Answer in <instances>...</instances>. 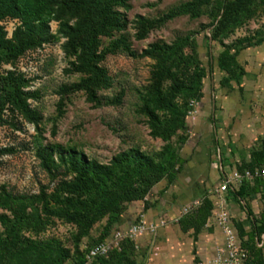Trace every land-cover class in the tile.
Segmentation results:
<instances>
[{
	"label": "rangeland",
	"instance_id": "obj_1",
	"mask_svg": "<svg viewBox=\"0 0 264 264\" xmlns=\"http://www.w3.org/2000/svg\"><path fill=\"white\" fill-rule=\"evenodd\" d=\"M78 1L43 0L41 18L25 24L14 0H0V76L8 77L11 91L0 100V237L13 220V202L22 203L27 222L19 225L17 250L2 264H124L115 257L85 258L90 246L106 239L143 264L152 240L160 239L156 228L174 220H144L142 200H136L122 202L119 213L78 225L74 210L83 212L94 199L93 168L119 166L114 176L121 180V166L141 160L165 171L167 145L178 157L201 146L213 160L207 194L217 180V156L229 166L244 158L231 150V125L246 122L264 136V43L238 51L235 61L246 73L229 86L219 84L224 73L215 65L222 45L238 47L264 35V5L224 31L211 22L206 6L196 15L175 13L191 0H113L94 36L100 77L89 98L82 86L88 75L78 69ZM184 36L194 41L198 63L170 61L161 67V56ZM6 40L24 47L13 54ZM193 90L199 96L190 97ZM174 108L185 111L184 127L166 139L153 136L147 112L163 120ZM195 116L200 127H194ZM215 126L222 136L212 133ZM247 193L241 190L247 212L235 219L244 230L258 225L253 217L262 208L260 198ZM158 196L150 188L143 199L151 203ZM193 206L183 205L179 213ZM136 225L144 229L132 231ZM26 245L34 249L24 250ZM256 246L264 257V236Z\"/></svg>",
	"mask_w": 264,
	"mask_h": 264
},
{
	"label": "trees",
	"instance_id": "obj_2",
	"mask_svg": "<svg viewBox=\"0 0 264 264\" xmlns=\"http://www.w3.org/2000/svg\"><path fill=\"white\" fill-rule=\"evenodd\" d=\"M113 0H79L75 6L82 12V18L76 30L75 42L79 49V64L78 69L82 73L88 75L87 81L82 85L84 91L89 98L93 97L92 87L96 85L100 70L97 63V55L94 53V36L106 23L105 10ZM15 14L27 24L37 21L41 18L44 10L43 0H14ZM264 0H191L178 8L175 13H189L196 15L200 11L201 6L207 7V12L211 22L218 29L227 30L236 24L240 23L245 17L251 15L257 7L263 6ZM0 41L2 38L0 36ZM264 42V35L257 36L253 40H246L238 47L230 45H222V48L215 55V65L218 70L224 74L219 79L221 86H229L230 80L238 81L239 77L244 73V70L235 61V56L239 50L258 45ZM28 45V44H26ZM20 43L12 44L10 40H6V50L13 54L18 53L23 49ZM161 67H167L170 61L183 63L186 61H194L198 63L196 46L194 41L189 36H184L178 40L176 44L167 49L166 55L161 56ZM167 63V64H166ZM166 64V65H165ZM199 70L203 72L202 66ZM10 81L8 77L0 76V100L8 99L11 95L9 90ZM240 90V86L238 87ZM190 97H197L199 93L193 90L189 94ZM148 125L153 136L161 139L170 137L176 130L184 127L186 113L177 108L172 109L171 115L163 120L157 119L151 111L147 112ZM168 153L166 160V170L162 171L146 160H141L133 163L131 166L123 164L121 166V180L115 178L114 173L118 169L116 165L110 168L97 167L93 168L97 183L90 188V196L92 199L88 204L83 206V212H73V218L78 225H87L96 218L105 214H116L121 210L122 202H133L142 200V208L148 207L143 197L150 188L160 181L165 179L166 185L170 184L176 173L181 169L184 160L175 153L170 145L165 146ZM2 150H0V153ZM250 164L264 163V139L260 141V148L250 152ZM174 167V168H173ZM173 168V170H171ZM116 179V180H115ZM71 207H76V202H69ZM73 207V208H74ZM13 220L8 223L5 234L0 237V264L10 257L18 248V228L19 225L27 223L23 212L22 203L13 202ZM211 203L207 199L206 194H203L201 199L193 209L181 214L176 223L181 231L188 229L192 230L193 240L196 233L203 226L206 217L209 215ZM264 214L261 215L259 224L254 227L255 232L260 233L264 230ZM239 235H243L242 229L238 228ZM106 234V229L102 235ZM243 247L248 252V260L245 264H264L260 249L252 242V233L248 232L246 240L242 242ZM34 249L31 245H26L24 250ZM118 249H112L105 257L101 258H117L124 264H136L133 259H129L126 254L119 253Z\"/></svg>",
	"mask_w": 264,
	"mask_h": 264
},
{
	"label": "crops",
	"instance_id": "obj_3",
	"mask_svg": "<svg viewBox=\"0 0 264 264\" xmlns=\"http://www.w3.org/2000/svg\"><path fill=\"white\" fill-rule=\"evenodd\" d=\"M245 73L244 70L243 74ZM192 121L196 124L194 127L198 125L200 127V120L197 116H195ZM217 123L223 125L228 122L226 120H220ZM260 131L259 127H252L251 124L248 125L246 122L235 121L231 125L229 131L231 133L230 139L233 141L232 143H234L230 144L232 146L231 150L234 155H241L243 153L242 155L244 158L241 162L237 164L231 163L229 166L222 164L217 156L218 160L216 161L215 176L217 180L210 189L219 183V164L225 170L232 166L239 169L242 166H247L248 163L250 164V152L259 149L260 141L264 139ZM214 132L216 136H222L219 126H215V128L212 129V133ZM179 157L182 158L184 162L181 165V169L176 173L174 180L166 185L165 180L161 179L151 187V192L157 191L159 199L157 201L153 200L151 203L148 202V207L145 209L146 212L142 214L144 220L156 223L164 217H169V219L174 220V223L156 228V234L160 235V239L156 238L158 243H154L155 239L152 240L153 245L148 249L143 264H193L196 259L200 260L202 263L213 264L212 258L215 250L223 241L221 229L213 220V215L220 208H225L228 211L236 235L239 238L240 245L243 247L242 242L246 240L247 233L251 232L252 242L256 246V241L259 235L264 233V230L260 233L255 232L254 227L256 225H252L249 230H244L242 226L237 223L235 224V219H240L243 212H247L244 207L245 197L241 196V190L243 188L248 190V196L253 195V198H255L260 188L264 187L263 182L259 178H255L251 183H242L235 192H229L223 196L206 194L208 182H211L209 176L210 166L213 161L208 150L201 146L190 148L188 152H183V154L179 153ZM254 165H264V163L253 164L251 166ZM203 194H206L207 199L210 201L211 209L203 226L196 233V237L193 240L192 230L188 229L186 231H181L176 223V219L182 214L181 212L179 213V211L183 205H187L188 203H195V206L198 205ZM155 199H157V197ZM260 200L262 202L261 211L257 217H253L254 223L258 224L261 215L264 214L263 195H261ZM195 206H193V208ZM238 228L242 229L243 235H239ZM141 243L142 246L144 242L142 241ZM262 258L264 257L262 256Z\"/></svg>",
	"mask_w": 264,
	"mask_h": 264
},
{
	"label": "built area",
	"instance_id": "obj_4",
	"mask_svg": "<svg viewBox=\"0 0 264 264\" xmlns=\"http://www.w3.org/2000/svg\"><path fill=\"white\" fill-rule=\"evenodd\" d=\"M220 172L219 183L208 190L211 195L223 196L226 193L235 192L242 183H251L255 178H259L264 184V165H254L251 167L242 166L241 168L230 167L225 170L220 164L218 165ZM264 196V187L260 188L256 197ZM240 200V199H239ZM213 220L221 229L223 241L215 250L212 258L213 264H245L248 260V252L240 245L238 236L230 220V215L225 208H220L214 215ZM144 229L143 226L136 225L132 231ZM264 233L259 235L262 239ZM257 245V241H256ZM112 249H118L116 244L106 239L90 246L86 251L85 258L91 259L95 256L105 257Z\"/></svg>",
	"mask_w": 264,
	"mask_h": 264
}]
</instances>
